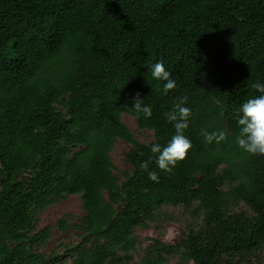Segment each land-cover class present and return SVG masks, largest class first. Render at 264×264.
<instances>
[{"label": "trees", "instance_id": "1", "mask_svg": "<svg viewBox=\"0 0 264 264\" xmlns=\"http://www.w3.org/2000/svg\"><path fill=\"white\" fill-rule=\"evenodd\" d=\"M157 60L176 81L166 93L150 73ZM258 81L264 0H0V264H165L174 252L183 264H262L264 155L235 139ZM137 93L150 117L132 108ZM181 97L191 148L164 172L150 149L175 135L164 113ZM122 113L153 139L138 141ZM201 130L225 139L209 143ZM118 138L129 144L124 179L109 154ZM73 194L85 210L79 242L46 255L34 246L49 226L29 234L36 217ZM238 203L248 210L233 211ZM162 205L190 206L202 224L175 244L152 239L132 261L134 228Z\"/></svg>", "mask_w": 264, "mask_h": 264}, {"label": "rangeland", "instance_id": "2", "mask_svg": "<svg viewBox=\"0 0 264 264\" xmlns=\"http://www.w3.org/2000/svg\"><path fill=\"white\" fill-rule=\"evenodd\" d=\"M121 120L138 141L148 143L153 139V132L149 129L138 127L135 118L129 113H122ZM128 148L129 144L118 138L114 141L109 153L113 163V172L120 179H124L125 173L130 170V164L126 159ZM232 210H248V208L243 203H238L232 206ZM84 214L85 210L82 207L79 195H66L63 198L53 200L51 204L38 213L33 229L29 233L32 235L45 226L50 228L47 239L34 247L49 255L51 251L62 254L67 247L76 245L79 242V229L76 225L79 224ZM60 220H65L67 223L63 230L58 226ZM201 224L200 215L192 211L190 206H160L152 220L147 221L144 226L134 228V247L131 250V260L139 261L147 247L152 244V239L158 238L166 243L175 244L179 239L181 230L189 226L197 229ZM256 254L260 257L261 263L264 264V249ZM165 257V264L184 263L182 256L178 252L166 254ZM66 258L68 261L71 260V256ZM254 261L255 256L248 255L234 264H250Z\"/></svg>", "mask_w": 264, "mask_h": 264}, {"label": "clouds", "instance_id": "3", "mask_svg": "<svg viewBox=\"0 0 264 264\" xmlns=\"http://www.w3.org/2000/svg\"><path fill=\"white\" fill-rule=\"evenodd\" d=\"M151 76L163 82V90L166 93L176 87V81L171 73L165 68L163 61L157 60L150 65ZM259 95L252 96L242 102L238 109L237 125L238 134L236 144L247 153L264 155V82H254L252 85ZM185 97L173 105V108L164 113L167 121L171 122L175 129V135L171 137L165 146L159 143L151 145V152L156 153V166L164 172H170L176 163L183 160L187 150L191 148V141L183 134L187 127L191 109L184 105ZM139 93L133 98L132 108L144 117L151 116L150 106L142 104ZM204 140L211 143L225 139V133L221 131L208 132L201 130ZM141 168L148 170V162L142 161ZM150 180H158L156 171L148 170Z\"/></svg>", "mask_w": 264, "mask_h": 264}]
</instances>
